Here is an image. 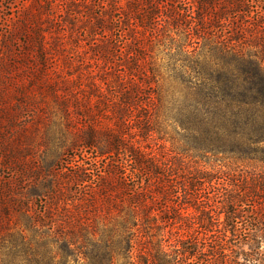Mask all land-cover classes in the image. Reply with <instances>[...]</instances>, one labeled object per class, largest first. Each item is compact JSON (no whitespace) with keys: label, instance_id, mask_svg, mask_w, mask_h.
<instances>
[{"label":"trees","instance_id":"16d2710c","mask_svg":"<svg viewBox=\"0 0 264 264\" xmlns=\"http://www.w3.org/2000/svg\"><path fill=\"white\" fill-rule=\"evenodd\" d=\"M8 18L0 75L13 84L23 69L68 123L83 121L62 135L129 161L90 181L84 167L48 171L39 194L48 220L3 238L0 264H136L135 252L140 264L202 255L213 264L202 240L221 215L233 236L249 214L250 249L264 246V0H23ZM3 115L13 126L17 115ZM162 141L178 157L197 164L212 155L220 167L179 176ZM216 185L222 191L200 194ZM248 262L264 264V255Z\"/></svg>","mask_w":264,"mask_h":264},{"label":"rangeland","instance_id":"374dc122","mask_svg":"<svg viewBox=\"0 0 264 264\" xmlns=\"http://www.w3.org/2000/svg\"><path fill=\"white\" fill-rule=\"evenodd\" d=\"M22 2L23 0H0V38L8 27V17L19 10ZM167 43H170L169 40ZM159 48H156L153 53L162 57ZM164 60H166L165 57ZM13 78V84H11V77L7 74L0 75V102H5L4 105H0V133H2L0 137V238H2L0 243L10 232L26 233L24 224L29 220L45 218L44 215L49 212L50 207L46 203L48 202L46 196H39V194L46 189L45 175L48 171H65L74 167H84L85 179L90 181L104 171L105 167H128L129 161L125 153H119L115 157L116 161L112 162L107 154L99 155L96 149L74 142L72 135L67 133L62 135L63 132L80 127L83 121L73 118L68 123L64 117L65 108L59 106L50 93L44 94L37 84L32 85L31 77L27 78L23 69ZM69 110H73L72 105H69ZM5 111H9L11 115H17L13 126L8 127L3 115ZM172 148L170 142L162 141L158 150L170 167H176V174L179 176H192L194 172L191 167L195 168L197 165L206 169L220 167L219 161L215 162L216 157L212 155L208 156V163L198 161L196 164L189 157L182 158L174 155ZM229 161L233 164L232 160ZM178 167L190 168L178 170ZM218 187L219 185H216L214 189L201 190L200 194L211 197L222 191V189L216 191ZM71 189L75 191L73 185ZM181 193L187 195L189 191L183 189ZM247 215L244 216L243 223H239L240 227L233 232V236L223 229L219 222L223 220V215L214 216L219 219L214 221V224H218L219 227L215 228L209 237H205L206 240H202L207 252L215 255L213 264H248L250 253L264 255V246L258 249L251 248L252 251L250 249L248 233L256 223L249 214ZM45 219L48 220V218ZM175 223L174 220L170 221L173 233L178 231L175 229ZM193 226L198 236H204L205 229L197 227L196 223ZM166 231L165 237L166 234L171 235V232L166 233ZM263 231L264 229L258 230V233ZM138 258L135 252L136 264H140ZM204 258L205 256L202 255L195 264H205Z\"/></svg>","mask_w":264,"mask_h":264}]
</instances>
